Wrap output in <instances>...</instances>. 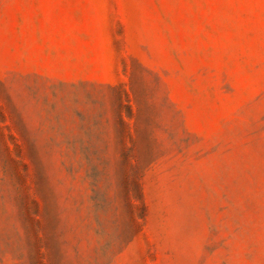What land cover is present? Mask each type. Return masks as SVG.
<instances>
[{"label":"rangeland","instance_id":"374dc122","mask_svg":"<svg viewBox=\"0 0 264 264\" xmlns=\"http://www.w3.org/2000/svg\"><path fill=\"white\" fill-rule=\"evenodd\" d=\"M0 264H264V0H0Z\"/></svg>","mask_w":264,"mask_h":264}]
</instances>
